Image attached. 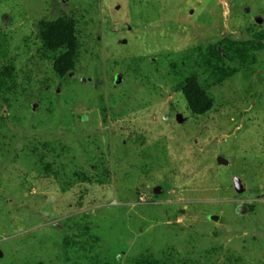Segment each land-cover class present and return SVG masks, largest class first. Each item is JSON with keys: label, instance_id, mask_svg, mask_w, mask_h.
Returning a JSON list of instances; mask_svg holds the SVG:
<instances>
[{"label": "rangeland", "instance_id": "1", "mask_svg": "<svg viewBox=\"0 0 264 264\" xmlns=\"http://www.w3.org/2000/svg\"><path fill=\"white\" fill-rule=\"evenodd\" d=\"M61 18L63 78L39 36ZM261 30L264 0H0V264H264V48L224 54Z\"/></svg>", "mask_w": 264, "mask_h": 264}, {"label": "trees", "instance_id": "2", "mask_svg": "<svg viewBox=\"0 0 264 264\" xmlns=\"http://www.w3.org/2000/svg\"><path fill=\"white\" fill-rule=\"evenodd\" d=\"M39 36L45 51L53 54V71L63 78L74 68L78 56L77 24L73 19H58L52 22H41ZM256 41L257 45L253 46ZM264 48V30L253 36V41H242L228 43L224 54L229 58L237 60L242 67L254 63L255 53ZM214 59L220 60L223 56L217 48L212 49ZM12 68L4 67L0 70V95L8 91L12 78ZM180 91L184 96L190 113L194 116H202L208 113L213 107L212 98L200 87L196 77H187L180 82ZM240 213V212H239ZM131 264H160L152 258H141Z\"/></svg>", "mask_w": 264, "mask_h": 264}, {"label": "water", "instance_id": "3", "mask_svg": "<svg viewBox=\"0 0 264 264\" xmlns=\"http://www.w3.org/2000/svg\"><path fill=\"white\" fill-rule=\"evenodd\" d=\"M116 84H119L120 83V78H116ZM177 120L179 123H181V119H180V116H177ZM217 162H219L220 164H224L226 165L227 162L226 160H224L223 158L221 157H218L217 158ZM233 183H234V186H235V190L237 193H241L243 191V187L241 185V183L239 182V180L237 178H233Z\"/></svg>", "mask_w": 264, "mask_h": 264}]
</instances>
